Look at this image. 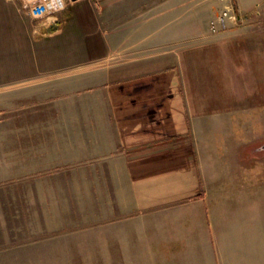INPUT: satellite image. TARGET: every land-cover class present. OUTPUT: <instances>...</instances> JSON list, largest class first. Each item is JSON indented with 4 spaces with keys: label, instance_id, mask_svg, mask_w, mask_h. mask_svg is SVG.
Listing matches in <instances>:
<instances>
[{
    "label": "crops",
    "instance_id": "1",
    "mask_svg": "<svg viewBox=\"0 0 264 264\" xmlns=\"http://www.w3.org/2000/svg\"><path fill=\"white\" fill-rule=\"evenodd\" d=\"M220 2L46 0L33 17L0 0L8 213L32 199L17 183L45 184V216L86 184L107 205L90 215L111 217L105 262L264 264V132L248 127L264 122V34L193 31ZM21 135L46 138L37 162L17 161Z\"/></svg>",
    "mask_w": 264,
    "mask_h": 264
},
{
    "label": "rangeland",
    "instance_id": "2",
    "mask_svg": "<svg viewBox=\"0 0 264 264\" xmlns=\"http://www.w3.org/2000/svg\"><path fill=\"white\" fill-rule=\"evenodd\" d=\"M232 1L237 17L240 16V19L230 20L226 29L211 32V20L206 16H196L197 22H193V31H199L203 36L208 34L221 36L231 29L247 28L254 33L264 34V0H243L246 9L242 10L236 6L235 0ZM222 5L223 1L221 0L216 7L217 13ZM193 7L197 6L194 4ZM194 15H198V13L196 12ZM251 114H255L256 118L249 119L251 120L248 126L250 131L263 133L264 122L259 118L262 113L252 112ZM238 131L244 132L245 128L238 129ZM45 139L44 136L36 135L17 136V145L21 150L26 151L17 152V161L37 162L39 151L41 148H45V146L42 147ZM48 146L54 147L53 142ZM31 176H35V174ZM18 184H16L17 193L23 192L25 188L29 192L31 188L32 199L24 200L22 197L17 199L15 216L8 213V201L6 199L0 201V264H115L105 262L107 259L104 257L105 249L102 246L105 235L110 232V228L104 225L111 223L109 221L111 217L90 215L92 211L101 213L107 208L101 194L96 193L95 197L89 198L91 194L89 195L87 192L86 184H80V191L73 194L70 191L73 185L66 184L64 188H68L71 192L67 191L69 197L74 196L75 198L69 200L66 198V192L64 194L57 192L63 203L59 210L65 214L45 216L42 213L43 209H40L39 206L38 193H35L38 190L41 191L40 186H45V184L36 183V186L34 183L31 185ZM6 191L1 190V192ZM27 203H31L32 207H28ZM69 203L74 205L77 203L79 206L71 208ZM93 203L97 206L95 209L91 207ZM19 205L21 206L19 207ZM64 205L69 207L63 208Z\"/></svg>",
    "mask_w": 264,
    "mask_h": 264
},
{
    "label": "built area",
    "instance_id": "3",
    "mask_svg": "<svg viewBox=\"0 0 264 264\" xmlns=\"http://www.w3.org/2000/svg\"><path fill=\"white\" fill-rule=\"evenodd\" d=\"M26 6L33 17H40L45 11L46 0H19ZM220 11L210 21L211 32H218L227 28L230 20H236L237 14L232 0H222Z\"/></svg>",
    "mask_w": 264,
    "mask_h": 264
}]
</instances>
